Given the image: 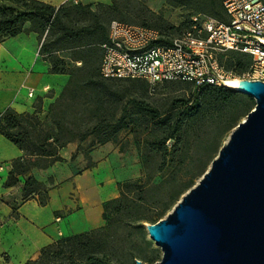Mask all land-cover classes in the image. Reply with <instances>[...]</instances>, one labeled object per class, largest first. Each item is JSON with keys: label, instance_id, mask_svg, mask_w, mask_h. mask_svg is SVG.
Masks as SVG:
<instances>
[{"label": "trees", "instance_id": "obj_1", "mask_svg": "<svg viewBox=\"0 0 264 264\" xmlns=\"http://www.w3.org/2000/svg\"><path fill=\"white\" fill-rule=\"evenodd\" d=\"M118 1L114 0L110 5H95L113 10ZM165 4L192 7L211 15H223L225 17L223 22H227V16L220 0H165ZM95 5L67 3L56 8L37 0H0V41L23 33H37L40 40L44 38L42 47L48 54L46 61L50 65V72L55 75L70 76L66 88L56 103L51 104L50 116L47 120L40 118L41 105L37 106L33 114L18 113L13 109L0 113V134L24 152L23 157L13 161L5 187H14L20 184L22 178L25 179L22 188L23 200L38 196L42 206L49 202V188L45 183L30 176V173L34 169L44 170L57 162H64L60 151L76 140L84 142L90 136H98V143L92 147V151L97 146L114 142L116 138L101 129V126L96 125L91 131H84L81 129L82 124L102 117L101 110L104 102L99 95L110 98L115 93L113 91L112 94L109 82L140 81L147 83L144 80L104 79L100 74V67L89 66L90 62L87 61L89 53L86 56L76 51L73 59L61 55L64 49L83 47L84 45L80 43L83 39H88V43L93 41L100 43V49L101 45L109 41L111 24L107 27L100 22L93 9ZM88 15L95 19L91 25L73 28L68 23L72 17ZM183 28H187V25ZM152 44L170 45L172 42L159 40ZM101 52L103 58L102 49ZM72 61H82L84 66L74 67ZM220 62L235 77H242L249 70L252 60L247 54L229 52L220 57ZM73 77L76 78L73 80ZM173 82L188 84L200 91L204 90L205 99H222L227 102L237 96L249 98L236 89L226 86L204 84L196 87L189 82ZM87 90L96 93L97 99L89 100L86 114L82 113L78 117L71 110L75 98L68 100L71 103L63 101H67L69 93H80ZM179 102L182 108H186V111H177L178 106L175 105L163 113L157 107L144 101H135L136 112L132 115L135 117L130 119L133 129L129 133L133 134L141 156L144 170L142 176L119 183V197L103 205V218L106 225L102 229L62 238L45 247L37 260L29 261L27 264H113L109 260L110 254L116 252L123 242H130V231L123 237L119 235L121 230L128 229V227H135L139 230L145 248L153 247V243L147 239L145 224H156L161 221L176 201L194 185L193 179L198 176L189 175L190 182L182 183L185 174L192 172L188 171L191 161H187L191 157L189 146L185 145L183 150H180L179 146L190 126L200 117L203 101L200 97H196L192 105H190L192 101L188 99ZM237 121L235 115L230 117L226 130L230 131L236 125L238 126L240 123ZM119 122H125V118H121ZM140 123L151 126V129L146 132L145 129H141L142 124ZM125 125L130 126L129 123ZM171 141L174 144L170 149L168 143ZM121 150L123 152L125 147L123 146ZM92 151L84 153L88 159V168L93 166L90 158ZM159 159L162 160L161 163ZM134 256L133 258H137L135 254ZM142 263L145 264L143 261ZM118 264L126 263L119 262ZM129 264H137V262L132 263L131 261Z\"/></svg>", "mask_w": 264, "mask_h": 264}, {"label": "crops", "instance_id": "obj_2", "mask_svg": "<svg viewBox=\"0 0 264 264\" xmlns=\"http://www.w3.org/2000/svg\"><path fill=\"white\" fill-rule=\"evenodd\" d=\"M37 1L56 8L71 3ZM113 1L78 0L83 5H110ZM156 1L160 8L165 5V0ZM40 48L41 40L34 32L0 41V113L13 109L33 114L41 105L40 115H44L59 98L67 79L50 72V65L40 56ZM78 148V144L70 143L60 151L64 162L30 173L49 188V202L42 206L38 196L23 200L25 179L19 185L5 187L13 161L23 157L24 152L0 134V166L4 168L0 170V264H27L62 238L106 225L103 205L119 197V183L131 175L120 172L123 166L114 146L106 144L93 150L90 168L84 152Z\"/></svg>", "mask_w": 264, "mask_h": 264}, {"label": "rangeland", "instance_id": "obj_3", "mask_svg": "<svg viewBox=\"0 0 264 264\" xmlns=\"http://www.w3.org/2000/svg\"><path fill=\"white\" fill-rule=\"evenodd\" d=\"M156 3V0H153L152 3H148L147 0H119L113 10H108L107 8L97 5H95L93 9L96 11V15L100 19V22L107 27L112 21H117L133 29L147 32V35L152 36V42L159 40L172 42L177 37L183 36L185 33L192 30L194 25L193 19L195 17H198L199 21L207 18L219 21L225 20L223 15H211L192 7L165 4L160 8ZM94 20L93 16L88 15L84 17H72L68 23L73 28H80L83 25L93 24ZM184 25H187V28H183ZM43 41L44 38L41 40L40 56L46 61L48 54L44 51V47H42ZM80 43L84 46L77 49H64L61 51V55H66L73 59L76 51L82 52L86 56L89 53L90 56H87V61L89 60L90 62L89 66L99 68L102 60L100 43L95 41L88 43V39H83ZM71 63H73L74 67L84 66L82 61H72ZM61 76L66 77L68 84L70 76ZM75 78L76 77H73V80ZM108 84L112 88V94L115 93L110 98L105 97V95H99L104 102V106L101 110L102 117L86 121V123L82 124L81 129L84 131H91L96 125H99L101 129L106 130L116 138L114 142H109L107 144L114 146L115 149L119 151L120 165L121 167L123 166V169L120 171L122 175H131L129 179L120 183L138 179L142 176L144 171L141 156L134 141V136L132 133H129V131L133 129V124L130 123V119L135 117L132 116L136 112L134 106L135 101H144L153 107H157L163 113H166L175 105L178 106L177 111H186V108H182L179 102L183 99L191 100L192 103L190 105L193 104L196 97H200L203 101L200 117L190 126L187 135L183 137L179 146L180 150H183L185 145L189 146L191 157L190 160L187 161H191L188 171L192 172L185 174L186 176L183 178L182 183L185 184L190 182L189 175H198L194 177V185L188 191L196 186L204 174L209 170L212 164L210 162L219 155L220 150L228 141L233 130L237 127V122H243L248 116L247 114L256 106V102L252 97L246 98L237 96L227 102H224L222 99H205L203 96L205 93L204 90L200 91L188 84L177 82L161 83L154 87L140 81H113ZM68 95L67 101L63 102L71 103L68 100L75 98L72 102L73 108L71 110L74 111L73 114H76L78 117L82 113L86 114L89 100L97 99V96H95L97 94L89 90L81 91L80 93L73 92ZM56 101L53 104H55ZM50 107L44 115L40 116L42 120L45 121L50 116ZM180 107L182 109H180ZM234 115L238 119L234 124V126H236L232 130L227 131L228 120ZM121 118H125V122H119ZM128 123L130 124L129 127L125 125ZM141 124V129H145L146 132L151 129V126L149 127L144 123H140V125ZM98 140V136L95 135L90 136L84 142L76 140L73 143L79 145V151L89 153L92 151V147L98 143ZM173 144L174 142L172 141L168 143L170 149ZM123 146L125 150L122 152L121 149ZM100 147L101 146H97L95 149ZM161 161L162 160L159 159V163H161ZM188 191H186V193ZM182 197L176 201L169 213L180 202ZM168 214L164 216L162 220L165 219ZM147 225L150 224H145L146 235L147 239L151 241L147 231ZM128 231H130V242H123L120 248L109 256V260H111L113 264H118L119 262L129 264L131 261L132 263L133 261L135 263L137 261H143L145 264H156L162 260L163 251L161 248L157 247L153 241H151L153 243L152 248H145L142 236L135 227L123 229L120 231L119 235L123 237ZM134 254L137 258H133Z\"/></svg>", "mask_w": 264, "mask_h": 264}, {"label": "water", "instance_id": "obj_4", "mask_svg": "<svg viewBox=\"0 0 264 264\" xmlns=\"http://www.w3.org/2000/svg\"><path fill=\"white\" fill-rule=\"evenodd\" d=\"M236 90L256 106L197 185L147 225L163 251L156 264H264V82L241 80Z\"/></svg>", "mask_w": 264, "mask_h": 264}, {"label": "built area", "instance_id": "obj_5", "mask_svg": "<svg viewBox=\"0 0 264 264\" xmlns=\"http://www.w3.org/2000/svg\"><path fill=\"white\" fill-rule=\"evenodd\" d=\"M220 1L227 22L209 18L199 21L195 17L192 30L170 45H153L147 32L113 21L109 41L101 45V76L144 80L152 87L173 81L196 87L226 86L228 80L237 79L264 82V0ZM70 2L79 4L78 0ZM229 52L251 57L249 70L242 77H235L220 62V57Z\"/></svg>", "mask_w": 264, "mask_h": 264}, {"label": "bare ground", "instance_id": "obj_6", "mask_svg": "<svg viewBox=\"0 0 264 264\" xmlns=\"http://www.w3.org/2000/svg\"><path fill=\"white\" fill-rule=\"evenodd\" d=\"M225 85L226 87H229L231 89H237L239 85V80H228Z\"/></svg>", "mask_w": 264, "mask_h": 264}]
</instances>
